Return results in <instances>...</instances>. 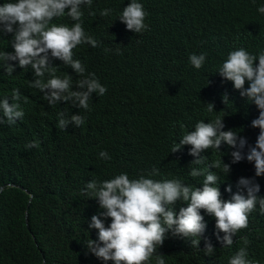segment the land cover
<instances>
[{"label": "trees", "instance_id": "trees-1", "mask_svg": "<svg viewBox=\"0 0 264 264\" xmlns=\"http://www.w3.org/2000/svg\"><path fill=\"white\" fill-rule=\"evenodd\" d=\"M146 1L151 31L126 37L118 17L124 0H95L91 8L95 15L89 18L87 29L101 45L83 50L81 56L107 83L109 93L80 127L71 123L66 130L57 127L61 108L73 104L60 101L50 106L43 92L29 91L27 84L35 79L30 66L22 69L18 61H9L16 65L11 76L0 67V100L8 98L11 103L14 88L28 96L27 103L19 101L23 119L17 118L20 122L11 126L0 125V188L7 186L0 193V264H104L85 245L88 239H97L98 230L89 229V222L102 211L96 199L81 195L92 179L103 181L120 171L140 175L155 166L162 176H177L186 185L202 187L199 178L186 180L188 157L171 153V149L209 114L208 102L230 95L213 77L225 53L236 46L253 51L264 48V17L257 11L264 0ZM105 8L112 12L102 17L100 11ZM12 42L0 32V51L14 52ZM193 53H207L208 63L202 71L190 68L188 59ZM57 74L61 78L71 75L76 90L78 78L67 67ZM249 113V105L232 98L227 114L235 124L245 126ZM34 140L40 141L39 148L26 149ZM102 150L112 159H100ZM212 171L220 176L225 199L229 181L235 180L234 171L227 177L219 169ZM252 178L260 185L258 195L264 196L261 177ZM186 206L178 201L177 213ZM201 214L206 222L204 236L211 240L215 254L207 256L201 250L204 238L199 248L183 239L185 245L168 243L163 254L166 264L227 263L234 249L220 247L215 218L204 210ZM249 221L250 229L244 235L250 240L248 248L256 258L264 259V215L258 206ZM110 222L111 218L105 219V226Z\"/></svg>", "mask_w": 264, "mask_h": 264}, {"label": "clouds", "instance_id": "clouds-1", "mask_svg": "<svg viewBox=\"0 0 264 264\" xmlns=\"http://www.w3.org/2000/svg\"><path fill=\"white\" fill-rule=\"evenodd\" d=\"M94 2L2 0L0 5V32L13 40L14 49V52L0 51V67L11 76L16 65L9 61H18L22 69L30 66L35 79L27 84L29 91L35 92V88L43 92L50 106L60 101L73 104L61 108L57 125L60 130H66L70 123L76 127L86 124L90 111L109 93L107 83L86 66L81 56L83 50L101 45L87 29L89 18L95 15L91 12ZM122 5L118 16L122 34L126 37L147 35L152 29L147 1L124 0ZM257 11L264 17V5L258 6ZM111 12L110 8L102 9L100 16L107 17ZM206 57L207 53L190 54V68L202 71L208 63ZM64 67L78 78L76 90H73L71 75L58 76L57 72ZM213 77L230 95L225 93L222 98L216 96L208 102L209 114L194 123L192 130L171 149V153L178 151V155L188 157L186 180L199 178L203 180L202 187L186 185L185 179L177 176H162L153 166L151 171L140 175L120 171L103 181L92 179L81 189V195L96 199L102 209L89 222V229L98 230L97 239H88L85 245L104 264L108 261L151 264L154 256L155 264H166L163 254L168 243L184 244L183 239L199 248L204 238L205 247L201 250L213 256L215 248L204 236L206 222L201 210L215 218V235L222 244L220 247L234 249L226 257V264H264V259L256 258L249 250L250 240L244 237L251 225L249 214L258 206L259 213L264 215V196L258 195L260 185L252 178L260 176L264 186V48L259 51L244 46L231 48L214 70ZM27 97L14 88L11 103L8 98L0 100V125L11 126L23 119L25 112L19 101L23 99L27 103ZM232 98L250 106L245 126L239 127L227 114ZM39 146L40 141L34 140L25 148ZM98 155L105 161L112 159L105 150ZM214 155L218 158H213ZM213 169H219L225 177L234 171L235 180L229 181L225 199L219 187L220 176ZM178 201L186 202L187 206L180 207L177 213ZM101 217L111 218L107 227ZM26 219L27 215L25 224Z\"/></svg>", "mask_w": 264, "mask_h": 264}, {"label": "water", "instance_id": "water-1", "mask_svg": "<svg viewBox=\"0 0 264 264\" xmlns=\"http://www.w3.org/2000/svg\"><path fill=\"white\" fill-rule=\"evenodd\" d=\"M4 188H1V190L0 191H2ZM26 226H27V219H26Z\"/></svg>", "mask_w": 264, "mask_h": 264}]
</instances>
